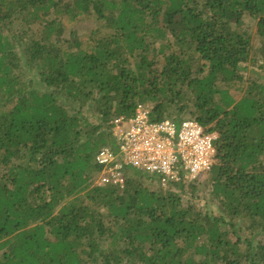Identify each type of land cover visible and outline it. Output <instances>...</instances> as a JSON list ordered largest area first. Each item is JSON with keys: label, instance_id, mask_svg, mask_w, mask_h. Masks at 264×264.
<instances>
[{"label": "trees", "instance_id": "obj_1", "mask_svg": "<svg viewBox=\"0 0 264 264\" xmlns=\"http://www.w3.org/2000/svg\"><path fill=\"white\" fill-rule=\"evenodd\" d=\"M245 15L264 39V0H0V264H264V83L240 73L257 66ZM63 18L96 28L64 38ZM139 104L217 135L218 215L196 185L151 191L134 170L91 187L111 122Z\"/></svg>", "mask_w": 264, "mask_h": 264}, {"label": "built area", "instance_id": "obj_2", "mask_svg": "<svg viewBox=\"0 0 264 264\" xmlns=\"http://www.w3.org/2000/svg\"><path fill=\"white\" fill-rule=\"evenodd\" d=\"M149 105L139 104L130 117L111 122L113 145L94 157L91 187L122 189L126 171L154 178L161 189L198 185L215 163L217 135L195 119L150 120Z\"/></svg>", "mask_w": 264, "mask_h": 264}, {"label": "rangeland", "instance_id": "obj_3", "mask_svg": "<svg viewBox=\"0 0 264 264\" xmlns=\"http://www.w3.org/2000/svg\"><path fill=\"white\" fill-rule=\"evenodd\" d=\"M63 27H64V38L68 37V34L70 31H75L78 37L84 41L86 37L95 30V22L92 21H86V20H79L76 22H70L67 19H61ZM242 26L240 28L241 31L248 33L251 38H252V45L253 49L251 52V56L253 58L252 63H257V66H251V64H246L243 65L245 71H241V75L244 77L245 80H253V79H258L260 82L264 83V39H260L257 36L256 33V24L257 21L250 18L249 16L245 15L242 19ZM18 23H15V28L18 27ZM246 83V82H245ZM242 87H245L246 84H242ZM234 98L236 100H239L241 98V92L238 91H233L232 92ZM182 119H187L190 118V114L185 113L184 115L181 116ZM109 132V128H108ZM133 171V170H132ZM135 176V175H131ZM141 184L144 188H147L151 191H163V192H174L177 193L179 192V189L174 187V188H168V189H161L156 183L152 181L147 176H144L142 179H140ZM197 186V191L195 193V196L193 197V200L196 202V204L201 207V208H207L204 209L205 211L207 210L209 213H212V215H218V209H216L215 204H211L210 196L208 194V188L206 181L203 180L198 183ZM235 223H239L238 219L234 221ZM240 227L241 231L244 232V222H240Z\"/></svg>", "mask_w": 264, "mask_h": 264}]
</instances>
